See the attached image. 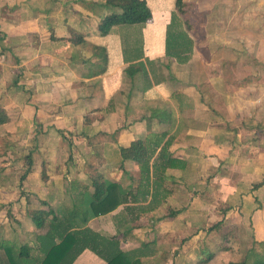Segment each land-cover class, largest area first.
<instances>
[{
  "label": "crops",
  "instance_id": "1",
  "mask_svg": "<svg viewBox=\"0 0 264 264\" xmlns=\"http://www.w3.org/2000/svg\"><path fill=\"white\" fill-rule=\"evenodd\" d=\"M144 1L151 14L145 24L114 26L100 36L97 23L112 12L106 0H0V109L7 117L0 126V246L10 247L15 260L39 256L35 236L45 232L27 211L53 209L64 221V210L78 204L68 183L88 184L85 166L92 163L134 191L130 178L138 170L121 162L117 150L161 134L182 163L166 169L163 201L138 218L137 207L149 197L127 203L136 207L133 214L120 205L86 227L99 236L118 234L119 248L139 264H228L264 247V76H208V60L191 38L186 63L165 57L175 0ZM260 4L233 1L236 17L246 10L250 23L261 13L263 23L235 22L232 34L246 35L238 37L237 51L247 42L246 54L264 65ZM133 64L144 67L148 88L140 72L125 74ZM152 112L169 114L170 124L147 120ZM85 115L93 119L88 126ZM26 155L31 172L19 184ZM116 220L126 227L120 233ZM0 254L6 263L1 247ZM73 264L104 263L84 250Z\"/></svg>",
  "mask_w": 264,
  "mask_h": 264
},
{
  "label": "trees",
  "instance_id": "2",
  "mask_svg": "<svg viewBox=\"0 0 264 264\" xmlns=\"http://www.w3.org/2000/svg\"><path fill=\"white\" fill-rule=\"evenodd\" d=\"M106 4L117 9V12L109 13L99 20L96 30L100 36L107 35L114 26L143 25L151 17L150 10L144 0H106ZM174 10L175 14L171 15L170 23L165 31L164 55L174 59L178 64H184L188 60L186 53H189L192 41L186 35L187 28H189L186 19L181 20V22L177 20V16L185 14L183 0L174 1ZM68 33L73 34L71 30H68ZM145 63L150 64L147 60ZM143 70L142 64H133L129 65L124 72L129 78H132L134 73L140 72L143 89H145L150 84ZM153 117L158 123L164 121L170 124L169 114L152 112L147 120ZM92 120L91 117L85 115L82 123L84 126H88ZM6 122L5 112L0 109V126ZM162 136V134L160 137L155 136V140L136 139L131 141L127 147L118 148V156L121 162L128 161L134 164L138 170V177L136 179L130 178V181L135 185L134 191L131 190V185L125 188L120 183L109 181L97 172L98 164L92 163L85 166V172L88 173V184L80 183L77 180L68 183V186L76 192L73 196L78 204H74L71 209L64 210V221L57 217L53 209H47L46 212L42 210L27 211V217L34 228L36 230L45 229L43 234L35 236L39 256L32 259L27 258L28 260L24 261L15 260L10 247L0 246L6 253V262L8 264H23L24 262H29V264H73L75 258L82 251L88 250L102 260L104 264H139L138 257L119 248L120 237L118 234L99 236L88 229L86 223L91 218L112 212L120 205H126L124 208L126 212L133 214L135 206H127V203L144 202L149 197L147 206L137 207L138 211L135 218H138L151 211L154 204L163 201L165 194H161L159 190L162 187L164 173L166 169H180L182 163L168 153L171 140L162 143ZM69 159L67 158V160ZM23 164L25 170L18 178L19 184L31 172L32 161L29 155L23 158ZM47 179L42 167L40 181L44 183ZM89 188L92 189L91 193ZM37 203L44 205L40 201ZM118 222L119 220H116L115 223L117 232L119 228L126 229ZM23 248L24 250L27 249L26 246ZM24 252L26 254V251ZM253 253L254 251L251 250L245 260L228 264H264V259L260 257V254L253 255ZM250 258H252V262L248 263Z\"/></svg>",
  "mask_w": 264,
  "mask_h": 264
},
{
  "label": "rangeland",
  "instance_id": "3",
  "mask_svg": "<svg viewBox=\"0 0 264 264\" xmlns=\"http://www.w3.org/2000/svg\"><path fill=\"white\" fill-rule=\"evenodd\" d=\"M233 1L235 2V0H185V14L177 16L179 18L178 21L181 22V20L186 19V22H188L189 28H187L188 32L186 34L193 40L199 54L201 52L204 59L208 60V65H203L208 76L217 74H223L228 78L233 76L243 77L247 74L264 76L263 63L253 57V54H246L247 49L244 47V44H248L247 42H240L238 46L239 51H237V45L235 44L239 42L238 37L242 40L243 37L247 36L232 34L233 23L235 22H238L240 26L251 24L253 27H262V14L258 13L259 15L250 18V23H247L248 19L244 16L247 14L246 10L241 11L239 17L233 14ZM105 5L109 6L108 4ZM253 6H258L257 2H253ZM109 7L112 12H117V9L114 7ZM263 7L264 5L260 4V8L257 9L258 12H262L264 10ZM97 8L99 9L100 7L97 6ZM126 27L124 26L123 28ZM245 29L249 30L248 28ZM259 36L260 34H258L257 38H262V36ZM257 38L256 44H259ZM260 48L261 53L259 54H262V46ZM233 54L238 58H234ZM237 61H240V63H237ZM258 85L260 84L258 83ZM259 252L260 257L264 259V247ZM251 262L252 258L248 260V263ZM6 263L2 260L0 254V264Z\"/></svg>",
  "mask_w": 264,
  "mask_h": 264
}]
</instances>
